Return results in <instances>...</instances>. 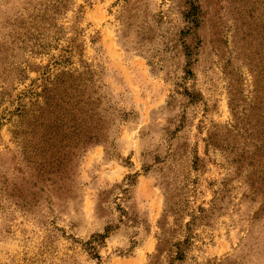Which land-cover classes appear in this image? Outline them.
I'll return each instance as SVG.
<instances>
[{
	"label": "rangeland",
	"instance_id": "1",
	"mask_svg": "<svg viewBox=\"0 0 264 264\" xmlns=\"http://www.w3.org/2000/svg\"><path fill=\"white\" fill-rule=\"evenodd\" d=\"M0 264H264V0H0Z\"/></svg>",
	"mask_w": 264,
	"mask_h": 264
},
{
	"label": "trees",
	"instance_id": "2",
	"mask_svg": "<svg viewBox=\"0 0 264 264\" xmlns=\"http://www.w3.org/2000/svg\"><path fill=\"white\" fill-rule=\"evenodd\" d=\"M95 128H91L90 131H89V134L88 135H85V139L87 140L88 143H93V142H98V134L101 132L100 129H97V132L94 131ZM74 135L77 137L76 139L81 141L80 139V135H77V130L74 132ZM176 247L178 248L177 250V256H176V259H183L184 257V253H183V250H182V244H177ZM160 253H161V249L159 250Z\"/></svg>",
	"mask_w": 264,
	"mask_h": 264
}]
</instances>
